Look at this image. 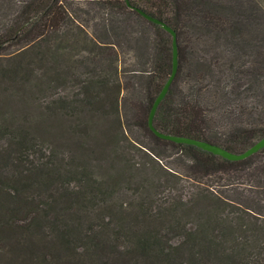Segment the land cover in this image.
I'll use <instances>...</instances> for the list:
<instances>
[{"label":"trees","instance_id":"16d2710c","mask_svg":"<svg viewBox=\"0 0 264 264\" xmlns=\"http://www.w3.org/2000/svg\"><path fill=\"white\" fill-rule=\"evenodd\" d=\"M260 1L0 0V264H264Z\"/></svg>","mask_w":264,"mask_h":264},{"label":"water","instance_id":"95a60500","mask_svg":"<svg viewBox=\"0 0 264 264\" xmlns=\"http://www.w3.org/2000/svg\"><path fill=\"white\" fill-rule=\"evenodd\" d=\"M143 14L146 17H148L149 19H151L157 23H160L167 31H169L172 34V37H173L172 70H171V73H170L169 77L167 78L166 82L164 83L161 91L156 96V98H155V100L151 106L150 113H149L148 122H149V126L153 130V132L161 138L172 140L174 142H183V143H187V144H192V145L200 147L204 150L211 151L215 154H219V155H221L225 158L231 159V160H237V159L245 158V157L249 156L250 154L257 152L259 149L263 148L264 147V136L262 138H260L258 141H256L253 145H251L246 150L239 152V153H236V152L229 151L226 148H224L218 144L209 142L207 140L194 138V137H190V136L166 133V132L159 131L158 129H156L154 127L153 116L155 114L156 108H157L159 102L165 96L166 92L168 91L169 86H170V84H171V82H172V80L176 74L177 68H178V44H177L176 32L172 27H170L165 22H163V21H161V20H159V19H157L151 15H148L144 12H143Z\"/></svg>","mask_w":264,"mask_h":264},{"label":"rangeland","instance_id":"374dc122","mask_svg":"<svg viewBox=\"0 0 264 264\" xmlns=\"http://www.w3.org/2000/svg\"><path fill=\"white\" fill-rule=\"evenodd\" d=\"M261 4L263 5H260V10L258 13H255V16H257V19H256V23H259L258 25H262L264 27V0L263 1H260ZM239 7H242L241 5H239Z\"/></svg>","mask_w":264,"mask_h":264}]
</instances>
